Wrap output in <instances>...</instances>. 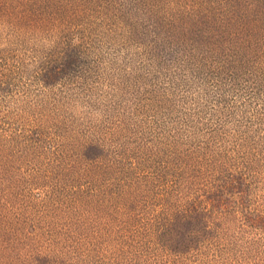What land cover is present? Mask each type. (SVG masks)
<instances>
[{"label": "rangeland", "instance_id": "rangeland-1", "mask_svg": "<svg viewBox=\"0 0 264 264\" xmlns=\"http://www.w3.org/2000/svg\"><path fill=\"white\" fill-rule=\"evenodd\" d=\"M49 1L0 0L3 225L49 219L39 264H264V0Z\"/></svg>", "mask_w": 264, "mask_h": 264}, {"label": "trees", "instance_id": "trees-1", "mask_svg": "<svg viewBox=\"0 0 264 264\" xmlns=\"http://www.w3.org/2000/svg\"><path fill=\"white\" fill-rule=\"evenodd\" d=\"M17 0H15L16 2ZM21 2L24 4V6H20V9L23 10V13L28 18L26 20L27 27L34 26L35 24H38L40 19L38 18L41 14L42 7L45 5L48 9L52 8V5L49 6L52 1L46 0L45 3L43 0H21ZM12 4L14 2L12 1ZM11 4V5H12ZM49 6V7H48ZM47 9V14L51 17L55 16V13H52V10ZM1 15V12H0ZM86 20L83 19V24H85ZM86 24H90L89 21H87ZM27 34H33L36 33V31H23ZM11 38H6L2 32L0 33V40L6 43H2V45H5V50L3 53H7L10 50H14L17 46V43L20 42L22 31H18L17 29L13 30ZM77 37V36H76ZM84 37H80L82 41L75 40V43H79L82 45ZM84 43V42H83ZM66 49V48H65ZM66 52L68 54V57H64L62 60H59L55 57H52V60L49 62H45L46 64L41 65V75L40 72L36 73L37 77L39 78L38 83H43L47 86L56 84L59 82L60 78H62L65 75L69 74L68 78H71L72 81L76 79V77L70 76V73L66 70H72L73 67H71L74 63L79 64L82 62V53L81 49L78 46H74L71 48V50H67ZM63 52H58L57 54ZM56 54V53H55ZM54 54V55H55ZM53 55V56H54ZM61 55V54H60ZM4 60L0 62V85L4 83H8V78L11 76V74L8 75L7 66L3 63ZM16 63V66H18V69L21 74L17 77V79H22V83L27 86V90L29 87L34 86L33 81L30 79L26 80V77L24 76V63ZM15 66V69H16ZM70 68V69H69ZM22 71V72H21ZM70 72V71H69ZM2 75V76H1ZM13 77H16L18 74L12 73ZM6 76V77H4ZM54 77L53 80H49V78ZM261 84V83H260ZM67 123V122H65ZM64 127V125H63ZM77 149L84 148H90L91 151L86 152V157L89 159H95L97 156L101 153V150L97 147V145H94L93 143L86 144L82 143V140H78V143L74 144ZM95 151L96 153H91L92 151ZM90 189V188H88ZM128 195L131 197L132 195L128 193ZM135 198H137L135 196ZM134 198V199H135ZM79 201V200H78ZM79 204L81 206V202L79 201ZM69 207V206H67ZM74 207V204H73ZM69 207V208H73ZM48 211V210H47ZM71 211V210H70ZM72 212V211H71ZM18 219L16 220V225H20L17 228H8L5 225H3L2 221H0V264H39L40 259V246L34 245L33 239L27 234L26 230L28 228L31 229V232L29 234L34 235L35 237L43 238L44 234H47V224H48V218H42L39 222H33L32 217L24 218V221L22 220V214L17 213ZM48 212L43 214L42 216H47ZM40 212H36L35 217L39 219ZM55 220V218H54ZM56 221V220H55ZM170 235V234H169ZM173 240H175L176 235L173 236L170 235ZM37 244V243H36ZM38 250V251H37Z\"/></svg>", "mask_w": 264, "mask_h": 264}]
</instances>
